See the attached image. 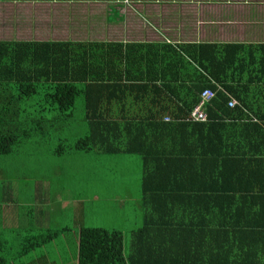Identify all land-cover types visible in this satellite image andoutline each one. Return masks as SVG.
I'll return each instance as SVG.
<instances>
[{"label":"trees","instance_id":"obj_1","mask_svg":"<svg viewBox=\"0 0 264 264\" xmlns=\"http://www.w3.org/2000/svg\"><path fill=\"white\" fill-rule=\"evenodd\" d=\"M180 51V80L160 69L136 74L145 84L126 89L128 51L119 44L0 41V264L34 253L62 264L73 243L76 264H264V45ZM176 83L186 99L174 113L156 115L164 106L151 98L125 99L130 90L173 95ZM207 88L215 91L208 122L187 121ZM48 142L58 165L27 162ZM84 154L137 161L138 201L121 195L137 214L133 227L83 223L89 190L107 179L61 185L66 166L76 172L72 163ZM116 195L100 202L115 206L107 201H121ZM56 200L63 207L49 204Z\"/></svg>","mask_w":264,"mask_h":264},{"label":"crops","instance_id":"obj_2","mask_svg":"<svg viewBox=\"0 0 264 264\" xmlns=\"http://www.w3.org/2000/svg\"><path fill=\"white\" fill-rule=\"evenodd\" d=\"M0 41L119 44L128 51L126 66L130 75H122L120 83L128 89L131 83L145 84L136 74L156 75L160 69L165 77L170 74V80H180V64L173 61L183 56L180 50L185 45H264V0H0ZM192 67L195 65L189 70ZM184 80L188 88L190 79ZM171 89L175 90L173 95L164 92L160 96L149 90L141 94L130 90L125 99L142 96V101L157 100L164 108L152 111L167 115L186 99L178 83ZM115 114L118 117L115 115L113 120L122 122L124 112ZM102 117L108 120L107 115ZM246 136L248 143L252 134ZM110 185L111 180L105 179L92 187L99 201H106L101 196L111 191ZM121 195L126 194L115 196L120 202ZM42 199L48 201L49 194ZM49 204L63 207L58 200ZM76 253L73 243V250L62 264L70 259L76 264ZM43 259L39 253L34 261L21 263L45 264Z\"/></svg>","mask_w":264,"mask_h":264},{"label":"rangeland","instance_id":"obj_3","mask_svg":"<svg viewBox=\"0 0 264 264\" xmlns=\"http://www.w3.org/2000/svg\"><path fill=\"white\" fill-rule=\"evenodd\" d=\"M218 90V89H217ZM216 90V91H217ZM215 93V91L213 90ZM196 106H194L186 117V120L191 123H198L199 119L197 115H193ZM194 116V119H192ZM171 117L165 116L163 118L164 122H171ZM179 120V119H178ZM77 128L82 125L76 124ZM27 146H29L27 144ZM56 144L50 142L44 143V146L37 150L32 151L29 155L27 162H35L37 165H43L48 167L49 165H58V159L53 158L52 152L56 147ZM49 157L53 158L47 160ZM94 154H85L84 156L76 159L72 165H77L76 172H68V166H66L65 173L61 177V185L63 180H67L69 184H75L79 188H84V184L87 182L88 178L92 180L101 173L102 178H107L111 180V193L115 194H126L130 199L128 201H138L140 184H139V166L137 161L131 156H117V157H104L101 159H95ZM42 170H37L41 172ZM25 175H28L29 170L23 171ZM59 175L57 178H59ZM88 198L90 199V204L87 206V212L82 216H85L83 223L92 226L94 228H105L107 230H114L117 228L128 229L134 226V221L137 214L133 211L131 207H128L127 203L109 202L110 204H116L115 206H107L102 204L97 196L95 188L89 190ZM117 201V199H115ZM73 200L71 199L70 203ZM52 206H54L52 204ZM37 256V253L27 254L23 257L18 258L19 262H28L33 257ZM59 261V259H58Z\"/></svg>","mask_w":264,"mask_h":264},{"label":"built area","instance_id":"obj_4","mask_svg":"<svg viewBox=\"0 0 264 264\" xmlns=\"http://www.w3.org/2000/svg\"><path fill=\"white\" fill-rule=\"evenodd\" d=\"M213 95H214V93L211 90H204L202 92V94L200 95L201 101L199 102V104L197 105V107L195 108V110L193 112V115H197V118L199 120H203L204 119L205 114H204L202 108L205 105V103H207L213 97ZM227 105H228L229 108H234L237 105L236 100L231 98L228 101Z\"/></svg>","mask_w":264,"mask_h":264},{"label":"clouds","instance_id":"obj_5","mask_svg":"<svg viewBox=\"0 0 264 264\" xmlns=\"http://www.w3.org/2000/svg\"><path fill=\"white\" fill-rule=\"evenodd\" d=\"M195 68H197L196 67V65H195ZM199 69V68H198ZM212 84H214L216 87H217V89L218 90H224L220 85H217L216 83H214L213 81H212ZM205 90H211L212 92H213V90L212 89H209V88H207V89H205ZM224 93H225V91H223ZM214 93V92H213ZM202 94V93H201ZM200 94V95H201ZM214 96H215V93H214ZM229 97V100L231 99V97L230 96H228ZM233 99H235V98H233ZM200 101H201V97H200ZM207 104H208V102L207 103H205V105L203 106V112H204V114H205V117H204V119L203 120H199V122L198 123H200V124H202V123H206V122H208V116H207ZM196 107H197V105H195ZM237 106V105H236ZM235 106V107H236ZM247 113V112H246ZM192 119H194V116H192ZM170 121H174V120H172V118H171V120Z\"/></svg>","mask_w":264,"mask_h":264}]
</instances>
